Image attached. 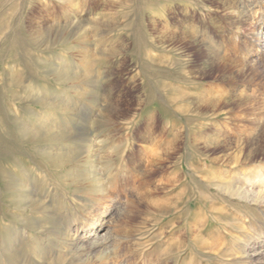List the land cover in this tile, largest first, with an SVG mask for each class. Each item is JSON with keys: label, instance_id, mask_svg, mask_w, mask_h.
I'll return each instance as SVG.
<instances>
[{"label": "rangeland", "instance_id": "rangeland-1", "mask_svg": "<svg viewBox=\"0 0 264 264\" xmlns=\"http://www.w3.org/2000/svg\"><path fill=\"white\" fill-rule=\"evenodd\" d=\"M263 32L264 0H0V264H264Z\"/></svg>", "mask_w": 264, "mask_h": 264}, {"label": "bare ground", "instance_id": "bare-ground-1", "mask_svg": "<svg viewBox=\"0 0 264 264\" xmlns=\"http://www.w3.org/2000/svg\"><path fill=\"white\" fill-rule=\"evenodd\" d=\"M263 34H264V32H263ZM258 48L260 50L264 49V35H263V37L261 39V42L258 45ZM100 221H101V218L97 221L96 225L92 228L93 230H95L97 228V226L100 224ZM94 234H95V232H93V235Z\"/></svg>", "mask_w": 264, "mask_h": 264}]
</instances>
